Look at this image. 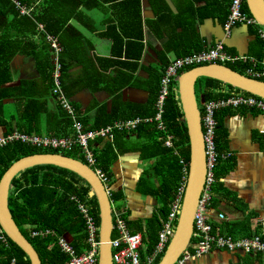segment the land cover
I'll use <instances>...</instances> for the list:
<instances>
[{
	"label": "crops",
	"instance_id": "0c3cea01",
	"mask_svg": "<svg viewBox=\"0 0 264 264\" xmlns=\"http://www.w3.org/2000/svg\"><path fill=\"white\" fill-rule=\"evenodd\" d=\"M93 4L81 6L84 17L71 21L67 32L53 36L61 47L60 56L68 65L62 76L66 91L74 99L79 119L88 130L98 129L95 125L103 128L115 121L132 119L122 117L128 114L127 110L130 112L132 105L148 104L154 72L163 69L173 58L196 49L194 46L209 48L224 41L229 53L242 55L235 46L237 43L247 57L255 48L256 36L247 26L234 28L231 36L226 37L224 23L231 0H140V4L137 0H104L94 7ZM108 34L122 38L121 54H117L118 44L113 46ZM51 58L54 59L53 54ZM11 72L13 80L4 86L18 87L28 81L25 91L36 92L41 103H48L57 112L49 81L32 57L17 55ZM19 97L3 99L4 104L14 102L18 106L16 112L3 109L8 127L0 124V141L11 132H22L17 121L22 116L24 102ZM118 116L120 119L113 120ZM41 118L46 119L45 115ZM52 120L55 121L53 115ZM70 123L72 135L71 120ZM220 126L223 128L218 134L217 151L230 156L217 162V169L225 172L215 179L207 216L215 227L248 220L251 231L256 233L255 223L264 214V113L233 108L221 115ZM47 127L43 129L46 132ZM125 139L119 142L121 148L138 144L136 135ZM140 156L138 151L121 153L113 166L111 180L120 196L116 207L130 222L129 230L143 235L144 244L140 248L143 252L153 239V231L148 230L150 220L160 216L161 205L157 198L138 190L142 174L152 163L142 161ZM218 214L225 215V220H219ZM190 244L188 250L194 253L195 245ZM186 264H264V254L213 249L192 257Z\"/></svg>",
	"mask_w": 264,
	"mask_h": 264
},
{
	"label": "trees",
	"instance_id": "16d2710c",
	"mask_svg": "<svg viewBox=\"0 0 264 264\" xmlns=\"http://www.w3.org/2000/svg\"><path fill=\"white\" fill-rule=\"evenodd\" d=\"M17 1L20 2L21 6L27 8L28 14L22 15L14 0H0V124L8 127V123L4 119L3 99L19 95V99L24 102L22 116L17 121V126L20 131L28 134L41 135L44 130L42 126L38 124V121L39 118L45 115L48 122V135L53 137L72 136L69 117L58 103H56L57 112H53L48 103H41V101L36 98V92L32 90L25 91L27 90L25 89V85H29L28 81H24L23 84L18 87L4 85L13 80L11 72V63L13 59L17 55L24 54L32 57L36 61L38 70L42 75L44 74L46 80L49 81V90H51L52 93V72L54 64L52 62V51H50L51 46L47 41V36H59V34L67 32L71 21H76L84 17L83 11L80 10L81 6L93 4L92 1H94L96 5L104 0ZM137 1L140 4V0ZM95 5L93 4L92 7ZM243 8L245 13L254 16L247 0L244 1ZM228 14L229 12L225 16L226 19ZM139 18L141 19L140 15ZM250 32L256 36L255 48L254 51H252L253 54L249 55L246 60L240 59L236 62L219 61L218 63L225 64L247 75H249V68L262 67L264 60V39L260 37L258 28L250 27ZM107 36L112 40L113 46H116V43L118 44L117 54H121V46L124 44L122 38L118 35L114 36L108 34ZM139 36L142 37V33H140ZM36 37H41L44 40V45L36 42ZM194 48H196L194 50L204 49L198 46H194ZM226 49L230 51L228 47H226ZM192 51L193 50L190 52L186 51L182 55L189 54ZM62 58L61 54L60 62L62 64V70L66 71L68 65ZM253 58H256V60ZM167 65L168 62L165 63L163 69H158L154 72L152 77L154 86L148 104L145 106L132 105L130 112L127 110L128 114L122 118L154 117L156 112L155 101L159 93L161 77ZM195 66L198 65L189 66L184 70H188ZM260 79L264 80V77H260ZM62 84L66 91L67 89L65 88L63 77ZM196 91H198L199 97L201 98L199 104L200 112L202 110L201 103L207 100L228 96L232 92L253 94L219 79L207 76L197 78L195 82V92ZM67 92L68 91H66V93ZM68 96L71 97V94L69 93ZM238 108L249 109L250 107ZM230 109L233 108L220 109L215 115L216 120H218L216 129V147L218 151V140L220 139L218 134L223 128V126L218 127V124L221 123V115L227 113V110L229 112ZM250 109L259 110L258 108ZM52 115L55 121L52 120ZM183 117V109L178 94V83H176L166 101V112L164 116V123L167 129L166 132L161 131L156 122H145L136 130L116 132L112 141L98 138L92 143L98 167L108 173L110 178L113 176V166L121 153L138 151L141 153V160L152 162L148 170L144 172V176H142L138 182V190L145 195L157 198L161 205L160 216H154L150 220V228L148 230L153 231L151 234L153 239L148 241L147 251L155 247L163 222L168 219V215L171 211V204L176 199L178 188L182 184L183 177L185 176V165L188 170V178L190 151L188 129L186 123L183 121ZM117 119H120V116L113 118V120ZM110 123L112 122L110 121ZM99 127L101 126L95 125L94 128ZM12 130L13 128H9V131ZM166 134L174 136L173 149H169L164 145ZM131 135H136L138 137L137 146L132 148L123 146V148H121L119 142L121 141L123 143L127 140L125 137ZM35 154H61L79 160L85 164L87 163L79 148H75L72 151H63L35 148L27 144L14 143L5 147H0V180L5 171H7L13 163L23 157ZM181 161H184V163H181ZM217 168L218 167L215 168L216 181L217 178L225 172V170L220 171ZM12 186L13 192L10 191L9 195L10 210L23 235L29 239L40 253L43 264H67L69 257L60 250L57 244H55V236L33 238L31 233L33 229L48 228L54 230L58 236H68L74 242L77 251L79 253L83 252L86 247L85 222L77 208L76 202L71 198L72 195H77L83 200H86L91 206V211L95 216L97 225L100 226L101 222L98 201L95 196L91 195V187L84 179L64 168L53 165H41L25 170L15 176L12 180ZM118 197L119 195L116 193L113 194L114 201H116ZM129 223L127 221V225ZM249 223L248 220L238 224L222 223L219 229L221 232L234 238L252 237L257 233L251 231V225H249ZM176 224L177 222L174 223V226H176ZM0 230H2L1 226ZM7 241L8 245L2 243L0 240V264H9L12 258H15L19 264H32V260L27 252L22 250L9 237H7ZM163 255L164 254L160 255L154 264H158ZM142 256L144 257L143 254Z\"/></svg>",
	"mask_w": 264,
	"mask_h": 264
},
{
	"label": "built area",
	"instance_id": "2783aa9c",
	"mask_svg": "<svg viewBox=\"0 0 264 264\" xmlns=\"http://www.w3.org/2000/svg\"><path fill=\"white\" fill-rule=\"evenodd\" d=\"M14 1L22 15L28 14L27 8L21 6L19 1ZM244 1L245 0H231L229 14L224 23L226 37L229 38L231 36L234 28L247 26L249 28H258L260 37L264 39V28L259 25L258 20L254 16L245 13L243 8ZM47 40L51 46L54 58L52 59L54 64L52 72V95L71 120L74 134L68 137H43L37 134L15 131L1 139L0 147H5L14 143H22L35 148L63 151H72L75 148H79L87 162L86 164L95 171L97 176L103 182L110 199L113 198V194L115 193L113 183L108 176V173L98 167L92 143L98 138L112 141L116 132L136 130L145 122H156L158 128L161 131L166 132L167 129L164 123L166 101L171 94L173 87L178 83L180 75L185 68L193 65L219 61L236 62L240 59L246 60L248 58L244 55L229 53L224 41H219L213 47L204 48L202 50H193L189 54L175 57L168 63L165 72L161 77L159 93L155 101L156 112L154 117H136L130 120H119L103 128L88 130L84 128V124L79 119L77 109L62 84L63 70L60 62V53L62 50L59 42L53 37V35H48ZM248 72L249 75L253 77H264V62L262 67H251L248 69ZM201 105L200 123L204 143L206 174L204 186L200 194V200L195 211L194 229L191 239V242L195 245V251L192 253L187 248L174 264H186L192 257L207 253L213 249L242 251L253 255L264 254V214L261 217L260 222L255 223V230L257 231L255 236L239 238H234L221 232L219 227H215L209 221V217L207 216L208 207L212 198V187L215 183V168L217 162L219 159H226L230 156V154H219L217 151L216 129L218 120H216L215 115L220 109L238 107L258 108L264 113V97L256 94L232 92L228 96L202 102ZM164 145L169 149H173L174 136L166 134ZM181 163H184V161H181ZM187 173L188 170L185 165V176L183 177L182 184L178 188L176 199L171 204V211L168 215V219L163 222L155 247L152 250L147 251L145 257L142 256L140 250L144 244L142 233L130 231L122 212L115 206H112L113 232L111 246L114 264H154L158 257L165 253L176 228L174 223L178 221L181 211L182 199L187 184ZM71 198L76 202L77 208L85 222L86 247L83 252L79 253L77 251V247L70 237L65 235L58 236L52 229H33L31 232L32 237L46 238L48 236H55V244H57L60 250L69 257L67 264H98L101 244L99 238L100 226L97 225L95 216L91 211V206L86 200H83L77 195H72ZM111 200L114 205V200ZM217 217L221 221L225 220V215L223 214H218ZM260 227L262 231H259ZM0 240L2 243L8 245L7 236L2 230H0ZM9 264L19 263L15 258H12Z\"/></svg>",
	"mask_w": 264,
	"mask_h": 264
},
{
	"label": "water",
	"instance_id": "95a60500",
	"mask_svg": "<svg viewBox=\"0 0 264 264\" xmlns=\"http://www.w3.org/2000/svg\"><path fill=\"white\" fill-rule=\"evenodd\" d=\"M250 10L264 27V0H247ZM248 31L250 30L249 27ZM250 34V32H249ZM240 54L247 53L240 50ZM35 64V60L33 59ZM12 66V63H11ZM207 76L219 79L237 88L264 97V80L244 74L218 62L198 65L184 70L178 80V94L183 109V121L188 129L190 163L185 193L182 199L181 211L174 234L158 264H174L191 243L194 229L195 211L202 192L206 165L204 143L200 123V110L195 95V82L198 77ZM74 100L73 98H71ZM41 165H53L74 172L84 179L91 187V195L95 196L100 209V251L98 264H114L112 258L111 238L113 232V202L105 186L95 171L87 164L61 154H35L23 157L13 163L0 180V226L2 231L22 250L27 252L32 264H43L38 250L23 235L16 224L9 206V195L12 180L25 170Z\"/></svg>",
	"mask_w": 264,
	"mask_h": 264
},
{
	"label": "rangeland",
	"instance_id": "374dc122",
	"mask_svg": "<svg viewBox=\"0 0 264 264\" xmlns=\"http://www.w3.org/2000/svg\"><path fill=\"white\" fill-rule=\"evenodd\" d=\"M74 22V21H73ZM263 27V26H262ZM79 28L83 31V28L79 26ZM264 28V27H263ZM48 41V40H47ZM36 42H39L41 45H44V40L41 38V37H36ZM49 43V42H48ZM196 95H197V102L200 103V97H199V93L198 91H196ZM18 104H14V102H9V103H6L3 105L4 107V110H7V112L11 113L13 112V110H15L16 112V108H17ZM39 123L38 124H41L42 128L44 130H46V127L48 125L47 121L45 118H39ZM41 136L43 137H51L50 135L47 134L46 131H44ZM143 161V160H142ZM148 170V169H147ZM142 176H144V173L142 174ZM138 186V185H137ZM13 190V186L11 187V191ZM13 192V191H12ZM11 192V193H12ZM111 199H114V198H111ZM120 199V196L117 198L116 202H114V205L113 207L115 206L116 207V204H117V201ZM12 202V201H11ZM117 208V207H116ZM24 229V228H23ZM81 235V234H80ZM191 245V244H190ZM141 252H142V249H141ZM142 254L144 255V257L146 256L147 254V247L144 248Z\"/></svg>",
	"mask_w": 264,
	"mask_h": 264
},
{
	"label": "clouds",
	"instance_id": "9594fccd",
	"mask_svg": "<svg viewBox=\"0 0 264 264\" xmlns=\"http://www.w3.org/2000/svg\"><path fill=\"white\" fill-rule=\"evenodd\" d=\"M180 76H181V75H180ZM195 95H196V94H195ZM196 99H197V98H196ZM200 102H201V98H200ZM197 103H198V102H197ZM199 104H200V103H198V108H199ZM199 110H200V109H199Z\"/></svg>",
	"mask_w": 264,
	"mask_h": 264
},
{
	"label": "flooded vegetation",
	"instance_id": "af4514ba",
	"mask_svg": "<svg viewBox=\"0 0 264 264\" xmlns=\"http://www.w3.org/2000/svg\"><path fill=\"white\" fill-rule=\"evenodd\" d=\"M195 94H196V92H195Z\"/></svg>",
	"mask_w": 264,
	"mask_h": 264
}]
</instances>
